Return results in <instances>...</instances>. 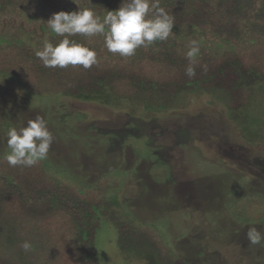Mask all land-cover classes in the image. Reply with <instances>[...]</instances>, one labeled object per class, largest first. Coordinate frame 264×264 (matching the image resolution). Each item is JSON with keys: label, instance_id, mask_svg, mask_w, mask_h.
Here are the masks:
<instances>
[{"label": "trees", "instance_id": "trees-1", "mask_svg": "<svg viewBox=\"0 0 264 264\" xmlns=\"http://www.w3.org/2000/svg\"><path fill=\"white\" fill-rule=\"evenodd\" d=\"M122 2L0 0V77L12 80L28 98L66 96L110 105L99 100L105 94L156 112L173 109L179 96L194 91H220L228 111L242 110L262 97L264 0H160L174 16L172 34L141 46L131 57L109 52L105 34L70 37L95 49L98 63L88 69L47 68L35 55L45 41L55 45L63 39L48 26L53 13L91 8L103 20ZM193 39L200 51L190 78L186 53ZM76 114L67 122L83 118ZM7 154H0V264H101L96 235L105 214L123 247L140 249L151 264H171L172 249L162 232L112 204L110 192L123 186V177L109 173L84 186L48 170L44 159L31 167H12ZM26 240L33 245L27 252L21 247Z\"/></svg>", "mask_w": 264, "mask_h": 264}, {"label": "rangeland", "instance_id": "rangeland-1", "mask_svg": "<svg viewBox=\"0 0 264 264\" xmlns=\"http://www.w3.org/2000/svg\"><path fill=\"white\" fill-rule=\"evenodd\" d=\"M259 89L257 103L239 111L227 110L220 91H194L179 96L173 109L156 112L105 94L99 100L110 105L66 96L28 98L0 77V154L10 152L8 130L39 114L54 136L47 169L84 186L109 173L123 177V186L110 192L112 204L162 232L171 264H264V242L250 244L246 235L253 226L264 233V88ZM76 112L83 118L67 122ZM118 237L114 223L101 215V264H151Z\"/></svg>", "mask_w": 264, "mask_h": 264}, {"label": "clouds", "instance_id": "clouds-1", "mask_svg": "<svg viewBox=\"0 0 264 264\" xmlns=\"http://www.w3.org/2000/svg\"><path fill=\"white\" fill-rule=\"evenodd\" d=\"M47 23L63 39L55 45L45 41L43 48L35 52L44 67L80 65L85 69L98 63L97 53L94 48L70 39L76 34L86 37L105 34V45L109 52L131 57L141 46L147 47L155 41L167 40L175 25L174 16L160 6V0H123L121 6L108 11L103 20L91 8L79 7L78 11L72 12L61 10L53 13ZM199 51V42L191 40L186 53L190 63L185 70L190 78L196 74L195 59ZM6 136L10 152L5 159L12 167H31L46 159L54 140L48 122L39 114L29 119L26 126L10 128ZM246 235L250 244L264 242V233L255 226L250 227ZM21 247L27 252L33 245L26 240Z\"/></svg>", "mask_w": 264, "mask_h": 264}]
</instances>
